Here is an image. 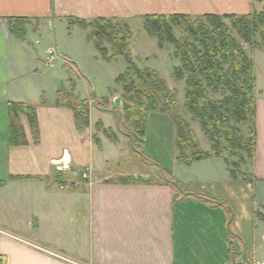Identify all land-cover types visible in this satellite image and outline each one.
<instances>
[{
    "label": "crops",
    "instance_id": "crops-1",
    "mask_svg": "<svg viewBox=\"0 0 264 264\" xmlns=\"http://www.w3.org/2000/svg\"><path fill=\"white\" fill-rule=\"evenodd\" d=\"M136 3L143 4L141 0H0V231L5 233H0V258L6 264L264 261V214L253 216L254 201L264 207V99L255 105L251 183L233 179L219 157L168 173L183 191L203 199L176 196L152 167L120 169L121 157L129 164L136 160L119 131L120 111L89 104L88 126L79 128L72 110L57 103L62 88L71 92L66 85L69 78L52 69L57 51L49 44L38 46L35 36H49L50 26L65 34L64 13L86 20L120 16V8L132 10ZM151 3L158 14L242 13L250 4L246 0ZM15 27L22 30L21 36ZM72 31L73 37L70 34L66 41L83 45L92 54L80 30ZM55 36L57 41V32ZM81 88L87 91L84 83ZM74 95L87 99L78 91ZM11 103L35 109L36 131L20 116L23 145L8 143ZM107 131L115 134L116 142ZM200 148L210 150L209 145ZM63 165L68 169H57ZM119 177L133 181L120 182ZM246 217L251 225L244 223Z\"/></svg>",
    "mask_w": 264,
    "mask_h": 264
},
{
    "label": "trees",
    "instance_id": "trees-1",
    "mask_svg": "<svg viewBox=\"0 0 264 264\" xmlns=\"http://www.w3.org/2000/svg\"><path fill=\"white\" fill-rule=\"evenodd\" d=\"M261 1V0H250ZM145 27L151 37L166 40L173 45L174 53L180 61V68L174 70L177 79L187 75L185 90V109L197 122L203 135L210 143V152L202 151L196 143L194 134L187 123L175 118L176 142L175 155L182 165H191L198 160L219 157L228 165L230 158H242L243 152L252 156L255 152V76L253 63L244 53V45L239 44L233 34L252 48H264V9L252 14H205L192 18L188 15H144ZM228 20L229 25L224 21ZM68 27L78 25L88 28L87 39L95 45L99 55L105 56L103 46L111 47V58L123 54L130 39L126 36L127 26H118L116 19L96 18L92 23L67 21ZM182 25L181 39L173 35L171 25ZM16 28V27H15ZM20 36L22 30L16 28ZM260 41V43H259ZM128 59V58H127ZM128 68L116 78L118 86L126 93H133L136 104L126 107L123 122L119 116V131L124 134L134 153L139 152V143L134 136L143 138V125L147 114L155 110L161 102L172 100L164 81L150 69L140 70L128 59ZM219 95V99L210 98ZM143 100L145 102H143ZM59 105L69 107L77 127L88 126L89 102L78 99L73 93L61 89L58 92ZM94 104L100 110L102 103ZM167 108L165 107L164 110ZM174 109V108H173ZM172 109V110H173ZM175 110V109H174ZM27 119L28 125L36 131V113L33 106L24 103H11L8 106V143L11 146L26 143L20 116ZM250 125V138L244 136L241 127ZM98 129L100 124H97ZM112 142L117 138L111 131L104 132ZM134 133V134H133ZM230 166V165H229ZM232 167H236L233 163ZM162 178L171 186L178 197L201 196L186 193L179 182L167 172H160ZM230 176L237 173L230 167ZM118 181H133L132 178H117ZM152 181V180H151ZM253 180H245L251 183ZM212 202V201H210Z\"/></svg>",
    "mask_w": 264,
    "mask_h": 264
},
{
    "label": "rangeland",
    "instance_id": "rangeland-1",
    "mask_svg": "<svg viewBox=\"0 0 264 264\" xmlns=\"http://www.w3.org/2000/svg\"><path fill=\"white\" fill-rule=\"evenodd\" d=\"M153 1L159 4L158 0ZM246 1L247 4L250 3L249 8L246 7V12L244 9V12L242 13H222L219 15H244L252 14L254 12L260 13L264 9V0ZM141 2H143V4L136 3V6H134L132 10L128 8H120V16L111 15L102 17L109 20L116 19L118 21L119 29L121 24H125L127 26V31L125 32L126 36L128 35L130 39L129 45L124 50L123 54L115 57L111 58V47L107 42L103 43V46L106 49V55L101 56L98 54L95 49V45L87 39L88 28H83L78 25H74L71 28L68 27L67 21L69 20L84 21L86 24H90L99 17H90L86 20L77 17V15L66 13L61 14L62 19L67 23L65 34L64 32L60 33V31L63 30L59 31L56 29L55 31L54 27L50 26L48 28L50 33L49 36L36 35L34 40L38 39V41H40L38 46L49 44L57 51L53 61L54 68L52 69L60 71L69 78L66 85L69 87V91L71 90L70 93L74 94L75 91H78L81 97L87 98L86 101H88L90 106L93 108H97L94 102H99L103 104L104 109L114 110L115 112L120 111L121 122H123V113L125 108L136 104L133 93H126L122 86H118L115 82L116 78L122 75L128 68L127 60L129 59L133 66L137 69H150L158 74V77L164 81L167 89L169 90L172 100L161 102L155 110L147 114L143 125L142 140L134 136L135 141H141L139 143V152L141 155L139 154L138 156V154L134 153L136 155V160L130 164L126 162L124 157H121L120 169L133 171L139 170L143 166L149 168L152 167L157 175L160 176L159 174H161L160 172L162 171L167 173H176L175 168L181 170L184 166L177 161L175 155L176 117L189 125L199 148L207 145L210 146V143L203 135L199 124L192 119V115L185 109L187 75L183 74V77L180 79H177L174 76V70L176 68H180L181 65L179 58L175 56L173 45L169 44L166 40H159L157 37H151L145 27V21L143 19L144 15L160 14L154 13L155 10L152 7L154 3H151L152 0H141ZM188 3H190V0H187V5ZM191 4L194 5V3ZM145 5L146 7H144ZM145 9H147L148 12H146ZM121 10L128 11L121 12ZM205 14L212 13L190 12V14L172 13L163 15H188L192 18H196ZM224 22L229 25L228 20H225ZM74 27H77L80 30L79 34L81 38L85 39L92 47V54L89 53L88 49H84L83 45L77 46L75 42L66 41V37L69 38L70 34V37H73L72 29ZM171 27L174 37L177 40L181 39L182 25H171ZM55 32H57V41ZM233 37L239 44L244 45V53L253 63L255 76L254 93L256 101L264 99V48H262L261 45L259 48H252L249 44L245 45L244 42L236 35L233 34ZM64 54L69 58L64 57ZM47 66L44 65L43 68L46 70L51 69ZM43 68L41 66L40 70ZM81 83L87 85V91L81 88ZM114 89H118L115 90L116 94L113 93ZM210 98L217 100L220 97L219 95H211ZM143 102L145 101L143 100ZM165 107L167 108L166 110H164ZM251 129L250 125L241 127V131L247 139L250 138ZM113 135L115 136V134ZM240 155L242 158H230L228 160V167H231L237 173V177L235 179H238L239 181H244V179L250 180V178H252V175L250 174V167L252 166L254 153L252 156L244 152ZM233 163L236 167L231 166ZM260 213L264 214V207L258 206L254 201L253 216L258 218L257 216L260 215ZM246 218L247 219H245L244 223L251 225L252 222L248 220V217ZM258 221L260 220L258 219Z\"/></svg>",
    "mask_w": 264,
    "mask_h": 264
},
{
    "label": "built area",
    "instance_id": "built-area-1",
    "mask_svg": "<svg viewBox=\"0 0 264 264\" xmlns=\"http://www.w3.org/2000/svg\"><path fill=\"white\" fill-rule=\"evenodd\" d=\"M58 170H67L68 169V165H63V166H59L57 167ZM1 234H5L4 232L0 231ZM0 264H6L4 259L0 258ZM254 264H264V261H258L255 262Z\"/></svg>",
    "mask_w": 264,
    "mask_h": 264
}]
</instances>
